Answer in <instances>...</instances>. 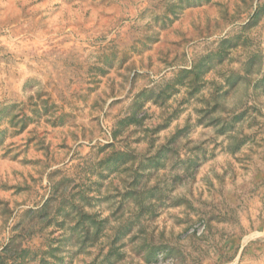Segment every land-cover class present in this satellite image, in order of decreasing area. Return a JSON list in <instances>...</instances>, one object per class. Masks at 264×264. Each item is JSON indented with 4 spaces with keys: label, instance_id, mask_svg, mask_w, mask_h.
<instances>
[{
    "label": "clouds",
    "instance_id": "9594fccd",
    "mask_svg": "<svg viewBox=\"0 0 264 264\" xmlns=\"http://www.w3.org/2000/svg\"><path fill=\"white\" fill-rule=\"evenodd\" d=\"M73 230L72 264H264V0H0V264Z\"/></svg>",
    "mask_w": 264,
    "mask_h": 264
},
{
    "label": "rangeland",
    "instance_id": "374dc122",
    "mask_svg": "<svg viewBox=\"0 0 264 264\" xmlns=\"http://www.w3.org/2000/svg\"><path fill=\"white\" fill-rule=\"evenodd\" d=\"M199 2L200 0H189L191 6L198 5ZM208 62L209 63L211 62V58L209 59ZM205 66L206 65L202 63L199 65V68L193 70V72L191 73V75L194 77V79L191 81L192 84L196 83L195 77L198 75L199 71L203 70ZM171 90H172V85H168L167 87L162 89L160 94L158 95L157 103L163 104L166 101L168 94ZM203 111L204 110H200V112ZM134 122H139V121L135 120ZM192 127L193 126L191 124L186 125V129L189 131L192 129ZM156 163L157 161L155 159H149L145 167H152ZM58 226H62V224ZM85 242H87V237L85 238ZM57 243L59 244V247L53 249L50 253L53 257V260L56 262V264H72V259L78 253L71 252L70 248L73 247L76 243H79V233L73 230L70 235L64 237L63 239H60L59 241H57ZM80 251H83V245H81ZM60 252H66V256L56 255L57 253Z\"/></svg>",
    "mask_w": 264,
    "mask_h": 264
}]
</instances>
